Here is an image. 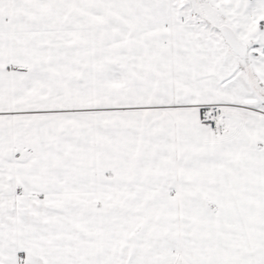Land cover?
I'll list each match as a JSON object with an SVG mask.
<instances>
[{
  "label": "snow or ice",
  "instance_id": "snow-or-ice-1",
  "mask_svg": "<svg viewBox=\"0 0 264 264\" xmlns=\"http://www.w3.org/2000/svg\"><path fill=\"white\" fill-rule=\"evenodd\" d=\"M0 264H264V0H0Z\"/></svg>",
  "mask_w": 264,
  "mask_h": 264
}]
</instances>
